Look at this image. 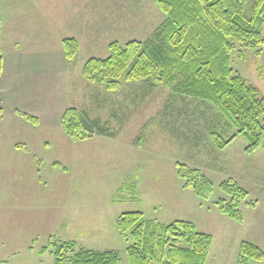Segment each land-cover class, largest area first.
I'll list each match as a JSON object with an SVG mask.
<instances>
[{
    "label": "rangeland",
    "instance_id": "1",
    "mask_svg": "<svg viewBox=\"0 0 264 264\" xmlns=\"http://www.w3.org/2000/svg\"><path fill=\"white\" fill-rule=\"evenodd\" d=\"M34 1L19 43L41 69L11 75L0 89V264H54L53 248L42 253L50 242L124 258L130 241L115 220L125 212L193 223L213 238L206 264H235L242 242H261L264 252V142L251 154L243 136L216 149L214 133L227 141L237 130L211 104L180 92L179 77L167 85L122 77L115 89L83 77L86 62L108 58L111 44L143 43L158 31L166 17L154 0ZM64 40L77 45L70 61ZM232 43L233 73L264 97V45L254 52ZM68 109L99 121L108 136L71 141L62 127ZM178 164L197 170L212 192L199 198L185 187ZM222 184L247 192L242 222L220 212L218 203L231 200Z\"/></svg>",
    "mask_w": 264,
    "mask_h": 264
},
{
    "label": "trees",
    "instance_id": "2",
    "mask_svg": "<svg viewBox=\"0 0 264 264\" xmlns=\"http://www.w3.org/2000/svg\"><path fill=\"white\" fill-rule=\"evenodd\" d=\"M166 17L158 31L147 41H132L125 46L109 47L106 59H89L83 77L91 83L107 82L108 88L118 87L117 80H144L153 85L170 84L181 79L185 96L211 104L237 133L224 141L213 134L218 150L225 149L237 136L247 141L245 153L255 152L264 142V97L258 88L233 73L230 53L233 42L258 52L264 45V0H154ZM1 34V20H0ZM68 61L75 56L76 42L63 41ZM3 54L0 46V75ZM3 111L0 109V113ZM23 117L37 123L34 117ZM62 127L71 141H83L93 135L108 136L99 121L81 117L75 109L62 116ZM179 176L186 180L196 196L206 198L212 183L197 170L177 165ZM221 189L231 200L220 201L219 210L229 218L242 222L239 209L247 192L236 184H222ZM116 229L130 245L123 258L118 252L75 251L74 242L51 243L42 253L53 248L54 264H206L213 241L200 233L193 223L174 221L160 224L146 221L141 212H125L115 220ZM264 262V252L250 242H242L235 264Z\"/></svg>",
    "mask_w": 264,
    "mask_h": 264
},
{
    "label": "crops",
    "instance_id": "3",
    "mask_svg": "<svg viewBox=\"0 0 264 264\" xmlns=\"http://www.w3.org/2000/svg\"><path fill=\"white\" fill-rule=\"evenodd\" d=\"M35 10L36 3L34 0H19V3H15L14 0H0V46L3 54L0 89L2 85H4V82L6 87H9L11 75L21 79V77L35 75L41 69L40 66L35 64L37 61L35 59V54L27 49L24 50L21 48L22 46L19 43V23ZM13 24L15 25L10 26ZM53 60L52 57L48 60L49 70L52 68L51 65ZM6 78H8L7 81ZM0 99L4 100L5 98L1 97ZM0 109L4 111V108L0 107ZM259 243L260 244H256L260 245V248H263V244L261 242Z\"/></svg>",
    "mask_w": 264,
    "mask_h": 264
}]
</instances>
